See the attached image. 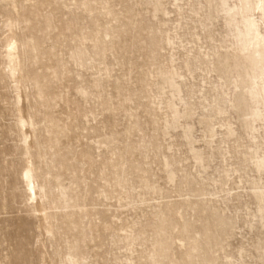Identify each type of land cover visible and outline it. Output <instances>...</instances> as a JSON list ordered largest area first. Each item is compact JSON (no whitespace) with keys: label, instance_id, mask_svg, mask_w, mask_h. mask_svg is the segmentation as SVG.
<instances>
[{"label":"rangeland","instance_id":"obj_1","mask_svg":"<svg viewBox=\"0 0 264 264\" xmlns=\"http://www.w3.org/2000/svg\"><path fill=\"white\" fill-rule=\"evenodd\" d=\"M200 1L0 0V264H264L252 69Z\"/></svg>","mask_w":264,"mask_h":264},{"label":"bare ground","instance_id":"obj_2","mask_svg":"<svg viewBox=\"0 0 264 264\" xmlns=\"http://www.w3.org/2000/svg\"><path fill=\"white\" fill-rule=\"evenodd\" d=\"M200 3L204 5L203 7L206 8L207 13L203 24L207 22L208 26H214L215 21L219 17L224 22L225 36L223 38L224 43L222 48L225 47L238 50L248 59L252 72L250 73L247 94L257 116L255 120L264 121V0H218V8L215 10L216 15L214 16L211 15V7L207 1L201 0ZM15 49L12 48L8 53L11 60H13L16 55L18 56V54H16L17 49ZM220 51L221 47L215 46L211 53L205 52L204 55L208 58L213 56L210 63L215 64V57ZM212 70L216 72L215 68ZM217 86H219L221 90H224L220 94V102H216L214 107L213 105L211 106V103L206 105L203 102L204 108L207 109L208 106H211L215 109L218 107L220 114L224 115L231 112L240 105V102L245 100V98L241 96H239V99L237 98L236 94H238V91H236V88L239 85L228 87L225 81H219ZM204 100L207 99L205 98ZM171 108L173 111H176L174 103L171 105ZM246 122L249 128L252 121L246 120ZM249 149L254 151L251 144ZM254 165L256 171H264V156L259 154L254 160ZM33 172L31 169L26 170L24 179L28 185L27 189L29 196L36 198L38 192L36 190V181ZM39 192L41 193V189ZM253 193L259 198L260 202H264V189L259 188L254 190ZM260 212L264 219V210L262 208Z\"/></svg>","mask_w":264,"mask_h":264}]
</instances>
